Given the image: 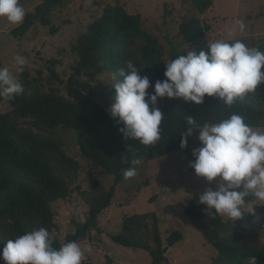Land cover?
Listing matches in <instances>:
<instances>
[{
  "label": "trees",
  "instance_id": "trees-1",
  "mask_svg": "<svg viewBox=\"0 0 264 264\" xmlns=\"http://www.w3.org/2000/svg\"><path fill=\"white\" fill-rule=\"evenodd\" d=\"M25 0H20L23 3ZM62 0H44L33 7L23 24L13 30L16 35H24L37 21L47 24L53 11ZM196 9L205 13L212 0H194ZM211 25L200 18H188L180 25L183 41L192 47L184 53L174 52L171 60L189 51L207 49L206 34ZM54 31L53 33H55ZM129 34H142L146 44L141 58L124 47ZM241 39H229L233 41ZM250 48H256L241 40ZM257 49L264 52L263 47ZM79 59L65 84L66 96L53 93L35 92L27 96L24 92L11 100L0 99L7 103L10 111L0 113V251L9 239L30 231L46 228L53 238L55 248L66 242H82L89 238L93 230L99 228L100 215L111 205L116 185L124 180L123 171L134 157L142 160L163 157L170 153H182L194 161L192 151L199 145L193 135L188 137V146L181 148V133L190 127L186 117L191 115L196 124L217 123L232 114L241 115L251 127L264 128V83L254 92L237 98L231 106L225 105L216 97H205L201 105L186 102L183 98H165L160 110L164 114L160 125V140L154 146H145L138 140H125L118 125L110 116L105 102L114 100L115 90L110 85L101 95L92 86L81 80L86 73L93 77L110 72L116 79L121 68L131 61L140 75L145 70L154 73L158 68L159 80L165 79L164 48L159 38L147 30L140 14L130 13L122 4L104 7L102 14L90 22L82 37L73 47ZM161 67H160V64ZM2 59L0 56V67ZM51 69V68H50ZM53 76L57 73L51 69ZM108 92L109 95H106ZM151 93V91H150ZM104 98L99 100L98 98ZM37 116L52 130H74L83 157L101 166L114 176V184L109 190L101 187L100 178L93 172L90 177L93 193L89 198V212L86 220L77 225L74 233L66 235L64 241L52 234L56 226L53 202L66 199L71 193L69 182L57 166L72 171H80L79 160L65 152L61 144L52 139L33 134L19 126L18 117ZM128 146V147H127ZM127 158L129 163L124 162ZM140 166V165H139ZM137 166V167H139ZM243 191V190H241ZM195 194L187 203L185 214L201 232L206 241L216 250L213 264H242L247 256H256L258 264H264V244L257 236L249 237L238 220H225L222 216H207L205 205L198 202ZM258 200L249 195L245 203ZM249 218L253 215L247 212ZM112 239L123 246L146 250L153 264L165 261L163 238L159 217L155 212L135 213L123 219L122 232ZM183 239L180 231H174L166 241L172 246ZM82 264L88 262L82 259Z\"/></svg>",
  "mask_w": 264,
  "mask_h": 264
},
{
  "label": "rangeland",
  "instance_id": "rangeland-1",
  "mask_svg": "<svg viewBox=\"0 0 264 264\" xmlns=\"http://www.w3.org/2000/svg\"><path fill=\"white\" fill-rule=\"evenodd\" d=\"M42 1L44 0H25L20 4L27 15ZM117 3L125 6L130 13L141 15L145 28L159 38L164 48L165 62L171 60L172 53H184L192 47L183 41L179 32L183 21L192 17H198L203 23L211 25L206 34L208 43L241 39L256 48H264V0H212L211 7L205 13L196 9L194 0H62L47 24L37 21L24 35L13 33L21 24L13 25L6 18H0L1 67L9 68L22 84L27 96L37 91L66 96L62 81L70 77L73 66L79 59L73 47L86 31L87 25L102 14L104 7ZM238 19L243 20L246 25L244 32H240L235 24ZM54 31L56 32L53 33ZM145 44L142 34H129L124 47L135 55V59H139ZM17 55L26 59L23 71H19L15 63ZM50 68L58 77L53 76ZM158 71V68L154 73L145 70L144 76L149 78L152 85L148 89L149 93L153 92L155 82L159 80ZM113 76L115 75L110 72L93 77L83 73L80 78L101 95V92L115 83ZM105 94L109 95L108 92ZM164 101L165 98H160L157 107L160 108ZM112 102L111 98L108 102L103 101L107 109ZM8 111L9 105L0 102V113ZM17 119L21 128L58 141L63 150L82 165L77 172L57 166L71 189L68 198L52 204L56 223L52 234L64 241L66 235L74 233L77 225L83 223L88 216L89 198L93 193L90 172L100 178V185L106 190L114 184V176L83 157L74 130L49 129L37 116ZM253 129L264 130L262 127ZM192 135L200 147L199 130L194 129ZM192 162L194 161L189 157L177 152L147 159L137 167L134 178H124L117 184L111 205L99 217V228L93 230L89 238L78 243L83 252L82 259L88 264H153L148 251L120 245L112 236L122 232L125 216L155 212L159 217L163 244L169 247L165 255L169 258V263L164 261L162 264H213L216 250L191 223L185 214V208L195 194L202 193L208 187L214 188L215 182L209 183L197 176L190 167ZM241 190L243 189H238ZM247 212L253 216L249 218ZM242 213L240 223L245 233L251 238L257 236L264 244V202L255 200L245 203ZM222 217L225 220L231 219ZM174 231H180L183 239L170 246L166 239ZM0 264H4L2 259Z\"/></svg>",
  "mask_w": 264,
  "mask_h": 264
},
{
  "label": "clouds",
  "instance_id": "clouds-1",
  "mask_svg": "<svg viewBox=\"0 0 264 264\" xmlns=\"http://www.w3.org/2000/svg\"><path fill=\"white\" fill-rule=\"evenodd\" d=\"M26 11L20 0H0V18L10 24H22ZM240 32L246 25L236 20ZM15 63L23 71L26 59L17 55ZM126 69L119 70L122 79L111 86L115 97L108 109L124 139L138 140L145 146H154L160 140V125L164 114L157 107L160 98H183L186 102L201 105L205 97H216L231 106L237 98L254 92L264 83V52L250 48L241 40L210 41L207 49L189 51L165 63V79L157 80L153 92L147 76L128 61ZM23 86L7 67H0V99L11 100L22 94ZM151 105V107H150ZM190 126L180 135V146H188V137L199 130L201 146L193 149L195 158L190 167L197 176L215 187L199 194L198 202L205 205L207 216H227L233 220L242 217L246 196L264 202V130L253 129L239 114L217 123L196 124L188 115ZM128 147V146H127ZM125 163H129L124 158ZM132 167L124 169L125 179L137 175L142 160L131 159ZM243 189V191H238ZM46 228L30 231L9 239L0 251L4 264H82L83 252L75 242H66L58 249ZM242 264H258L256 256H247Z\"/></svg>",
  "mask_w": 264,
  "mask_h": 264
},
{
  "label": "water",
  "instance_id": "water-1",
  "mask_svg": "<svg viewBox=\"0 0 264 264\" xmlns=\"http://www.w3.org/2000/svg\"><path fill=\"white\" fill-rule=\"evenodd\" d=\"M168 249H169L168 246L164 247V253H165V255H166V252L168 251ZM165 262L169 263V258L167 256H165Z\"/></svg>",
  "mask_w": 264,
  "mask_h": 264
}]
</instances>
